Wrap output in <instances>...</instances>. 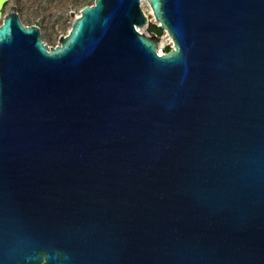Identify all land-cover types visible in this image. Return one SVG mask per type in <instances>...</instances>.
<instances>
[{"label": "water", "instance_id": "water-1", "mask_svg": "<svg viewBox=\"0 0 264 264\" xmlns=\"http://www.w3.org/2000/svg\"><path fill=\"white\" fill-rule=\"evenodd\" d=\"M7 1L0 264H264V0Z\"/></svg>", "mask_w": 264, "mask_h": 264}, {"label": "rangeland", "instance_id": "rangeland-1", "mask_svg": "<svg viewBox=\"0 0 264 264\" xmlns=\"http://www.w3.org/2000/svg\"><path fill=\"white\" fill-rule=\"evenodd\" d=\"M93 2L94 0H8L1 14L4 15L7 11L15 8L26 24L40 23L43 39L50 46H55L60 43L61 36L69 32L75 16L80 13L82 7ZM145 7L147 6L145 5ZM149 17L152 21L151 24L145 29L140 27L146 32L152 31L153 24H159L153 19V15ZM166 33L169 34L166 30L163 31L162 37ZM167 46H173V43L167 41L163 44V51Z\"/></svg>", "mask_w": 264, "mask_h": 264}, {"label": "bare ground", "instance_id": "bare-ground-1", "mask_svg": "<svg viewBox=\"0 0 264 264\" xmlns=\"http://www.w3.org/2000/svg\"><path fill=\"white\" fill-rule=\"evenodd\" d=\"M141 3H142V5H143V7H144V9H145V12H146V15L149 17L150 15H153L154 17H153V19H155L158 23H160V21H158L156 18H155V14H154V11H153V9H152V7H151V5H150V3L148 2V0H141ZM145 5L147 6V7H145ZM80 14V13H79ZM78 14V15H79ZM150 18V17H149ZM146 27H142V29H145ZM140 29V28H139ZM169 42V43H173V39H172V37L169 35V34H164L163 35V37H162V42H161V46H160V49H159V51L160 52H163V48H162V46H163V44H165L166 42Z\"/></svg>", "mask_w": 264, "mask_h": 264}, {"label": "trees", "instance_id": "trees-1", "mask_svg": "<svg viewBox=\"0 0 264 264\" xmlns=\"http://www.w3.org/2000/svg\"><path fill=\"white\" fill-rule=\"evenodd\" d=\"M151 29H152V30H153V29H154V30L156 29L155 31H159V30H158V27H157L156 25H154V24L152 25ZM159 33H161V31H159ZM169 49H170V46H167V47H166V50H169Z\"/></svg>", "mask_w": 264, "mask_h": 264}, {"label": "flooded vegetation", "instance_id": "flooded-vegetation-1", "mask_svg": "<svg viewBox=\"0 0 264 264\" xmlns=\"http://www.w3.org/2000/svg\"><path fill=\"white\" fill-rule=\"evenodd\" d=\"M94 1H95V0H94ZM6 3H7V2H6ZM6 3H5V5H6ZM5 5H4V6H5ZM4 6H3V8H4ZM3 8H2V9H3ZM13 9H15V8H12L11 10H13ZM11 10H9V11H11ZM15 10H16V9H15ZM9 11H7V12H9ZM7 12H6V13H7ZM153 30H154V29H153ZM155 30H156V29H155ZM49 46H50V45H49Z\"/></svg>", "mask_w": 264, "mask_h": 264}]
</instances>
